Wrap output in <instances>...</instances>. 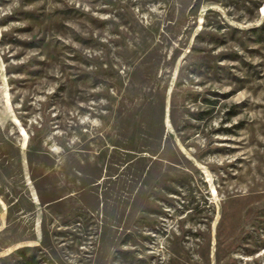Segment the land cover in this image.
I'll return each mask as SVG.
<instances>
[{
    "label": "rangeland",
    "instance_id": "rangeland-1",
    "mask_svg": "<svg viewBox=\"0 0 264 264\" xmlns=\"http://www.w3.org/2000/svg\"><path fill=\"white\" fill-rule=\"evenodd\" d=\"M262 9L0 0V264H264Z\"/></svg>",
    "mask_w": 264,
    "mask_h": 264
},
{
    "label": "trees",
    "instance_id": "trees-1",
    "mask_svg": "<svg viewBox=\"0 0 264 264\" xmlns=\"http://www.w3.org/2000/svg\"><path fill=\"white\" fill-rule=\"evenodd\" d=\"M262 28H264V25L262 26L257 25V26L250 28V31H252L254 34L256 33L257 35H259L260 33L258 31H260ZM196 37H198V34H196ZM162 132H163V128H162L161 121H160V126L158 125L156 135ZM31 249H32V246H22L17 249V254L20 256H23L24 264H36V259L33 257V255L32 254L26 255L25 253L27 250H31Z\"/></svg>",
    "mask_w": 264,
    "mask_h": 264
},
{
    "label": "bare ground",
    "instance_id": "bare-ground-1",
    "mask_svg": "<svg viewBox=\"0 0 264 264\" xmlns=\"http://www.w3.org/2000/svg\"><path fill=\"white\" fill-rule=\"evenodd\" d=\"M262 10H264V9H262ZM212 187V186H211ZM214 191V190H213Z\"/></svg>",
    "mask_w": 264,
    "mask_h": 264
}]
</instances>
